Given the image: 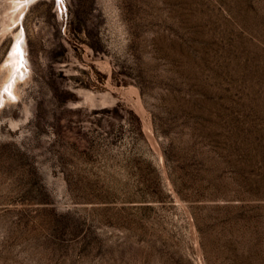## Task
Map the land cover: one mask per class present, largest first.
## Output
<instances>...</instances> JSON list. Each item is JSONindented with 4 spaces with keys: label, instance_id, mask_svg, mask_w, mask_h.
<instances>
[{
    "label": "rangeland",
    "instance_id": "1",
    "mask_svg": "<svg viewBox=\"0 0 264 264\" xmlns=\"http://www.w3.org/2000/svg\"><path fill=\"white\" fill-rule=\"evenodd\" d=\"M0 264H264V0H0Z\"/></svg>",
    "mask_w": 264,
    "mask_h": 264
},
{
    "label": "bare ground",
    "instance_id": "2",
    "mask_svg": "<svg viewBox=\"0 0 264 264\" xmlns=\"http://www.w3.org/2000/svg\"><path fill=\"white\" fill-rule=\"evenodd\" d=\"M12 1V0H11ZM14 2V1H13ZM16 2H18V1H16ZM21 3V2H20ZM13 5H14V3H13ZM15 6V5H14ZM17 10H18V8H14L13 9V11L10 13V20L11 21H9V23L4 27V29H11L14 25H15V21L14 20H16V22H19L20 21V19H21V15H22V13H23V11L21 10V11H19L18 12V16H17V18H15V12H17ZM14 22H13V21ZM3 29V30H4ZM22 41V40H21ZM20 43H22V42H20V37L16 40V44H15V47H14V49H13V51H12V53H11V56L9 57V59L11 60V59H13V58H16L18 61H20L22 64L25 62V60H24V55H23V48H22V46H21V44ZM16 55H17V57H16ZM9 60V61H10ZM6 61H8V60H6ZM17 61V62H18ZM13 62V61H12ZM16 62V63H17ZM19 62V63H20ZM8 63V62H7ZM12 64V63H11ZM14 64V63H13ZM10 66V65H9ZM18 67L20 66V65H17ZM10 67H8L7 69H9ZM20 69V68H19ZM11 71H13V70H11ZM22 71V70H21ZM19 72V71H18ZM23 73V72H22ZM20 75V74H19ZM14 78H16V75H15V77Z\"/></svg>",
    "mask_w": 264,
    "mask_h": 264
}]
</instances>
